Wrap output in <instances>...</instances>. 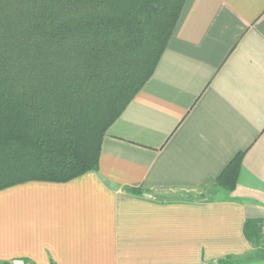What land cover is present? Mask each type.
<instances>
[{
    "label": "crops",
    "instance_id": "obj_1",
    "mask_svg": "<svg viewBox=\"0 0 264 264\" xmlns=\"http://www.w3.org/2000/svg\"><path fill=\"white\" fill-rule=\"evenodd\" d=\"M240 153L232 190L148 194L199 190ZM247 220L264 222V0H186L153 75L103 138L99 168L0 191V261L213 264L253 250Z\"/></svg>",
    "mask_w": 264,
    "mask_h": 264
},
{
    "label": "trees",
    "instance_id": "obj_2",
    "mask_svg": "<svg viewBox=\"0 0 264 264\" xmlns=\"http://www.w3.org/2000/svg\"><path fill=\"white\" fill-rule=\"evenodd\" d=\"M185 2L0 0V191L99 168L103 138L153 75ZM242 157L221 187L234 189ZM261 222H245L250 243ZM257 260L264 246L214 264Z\"/></svg>",
    "mask_w": 264,
    "mask_h": 264
},
{
    "label": "rangeland",
    "instance_id": "obj_3",
    "mask_svg": "<svg viewBox=\"0 0 264 264\" xmlns=\"http://www.w3.org/2000/svg\"><path fill=\"white\" fill-rule=\"evenodd\" d=\"M220 188V184L217 181L213 183H209L203 188L195 191H186V190H159V191H151L148 194L151 197L164 199V200H186V199H208L210 197L215 196L216 188ZM257 230V229H256ZM258 234L260 236V241L257 243H251L253 246V250L251 252L256 251L258 248L264 246V222L259 223ZM214 264V263H213ZM248 264H264V261H254L253 263Z\"/></svg>",
    "mask_w": 264,
    "mask_h": 264
}]
</instances>
